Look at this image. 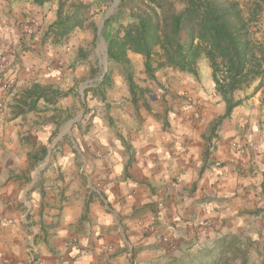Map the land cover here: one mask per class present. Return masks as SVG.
I'll list each match as a JSON object with an SVG mask.
<instances>
[{
    "label": "crops",
    "instance_id": "obj_1",
    "mask_svg": "<svg viewBox=\"0 0 264 264\" xmlns=\"http://www.w3.org/2000/svg\"><path fill=\"white\" fill-rule=\"evenodd\" d=\"M46 4L0 1V26L6 24L4 27L11 30L12 19L38 17ZM37 37L32 39L30 47L17 50L21 52L16 60L12 53L7 65L0 70V264H24L29 250L27 243L33 246L35 254L40 253L42 264L63 259L57 254L63 256L66 250L69 252L68 242L76 237L89 242L90 254L79 256L77 264H102L105 261L99 251L120 246L121 240L125 241L124 232L130 238H138L140 233L146 232L151 240L161 234L164 239L175 242L191 238H213V242L245 227L257 213L261 216L264 201L258 202L257 196L264 180V100L260 92L243 99L210 133V124L223 115L226 108L225 100L215 93L213 77L198 76L176 88L186 90L193 105L178 96L167 99V95L161 98L156 92L151 94L149 79L143 85L135 80L148 92L136 111L126 85L130 105L126 116L140 121L142 130L138 135L127 131L128 141L119 137L125 142L115 146H111L107 137L97 141V150L106 154V158L104 163H95L90 174L92 169L85 161L76 168L72 156L77 155L74 142L62 143L66 131L58 134L50 145L46 143L59 128L53 122H40V117H48L53 111L41 112L39 107L45 104L58 111L60 99L55 104L40 100L35 110L13 115L12 98H8L4 88L6 78L13 75L17 91L38 84V46H41ZM208 75L211 76L212 71ZM46 78L45 83L39 84L58 87L54 84V75ZM210 91L214 98L208 96ZM171 100L181 103L176 105L178 108L167 110ZM215 100L218 102L213 103ZM158 103L165 109L141 111L143 105L150 108ZM195 103L205 107L196 109ZM67 107V104L61 106L64 111ZM60 144L62 148L67 144L65 147L72 151L71 155L63 157L65 160L58 158L49 162V154L52 150L56 152ZM41 146L47 149V155L38 161ZM216 161L220 166L215 165ZM45 164L49 166L41 173L49 178H54L55 170L57 175L58 172L79 173L88 181L92 177L105 181L107 198L97 184L96 188L91 187L89 195L80 190L75 198L69 195L72 191L63 192L59 181L50 182L49 187L53 184V189L59 193L50 203L53 206L50 214L54 217L43 215L50 222L42 225L49 229L47 241L38 245V236L42 240L45 237L43 229L39 228L38 232L31 227L32 233L27 235L25 215L35 206L36 199L38 201V187L34 182L38 181V173ZM91 192L96 195L93 200L89 198ZM62 193L68 196L57 202ZM107 202H113L114 208ZM150 225L153 232L148 230ZM82 227L87 229L85 236L79 232Z\"/></svg>",
    "mask_w": 264,
    "mask_h": 264
},
{
    "label": "rangeland",
    "instance_id": "obj_2",
    "mask_svg": "<svg viewBox=\"0 0 264 264\" xmlns=\"http://www.w3.org/2000/svg\"><path fill=\"white\" fill-rule=\"evenodd\" d=\"M6 1V0H0ZM29 1V0H18ZM83 3L88 4L90 7L91 16L81 29H76L70 36L68 41L59 42L53 44H44L38 46V83H45L48 76L54 75L56 79L54 84L60 89L71 91V95L67 98H60L58 111L51 110L45 104H41L39 107L41 112L53 113L50 116L43 115L39 118L40 122H53L57 126L58 131L55 132L46 143L51 144L58 134L66 131V136L63 137L62 143H68L70 140L74 142L77 147V155L72 154L76 168L79 169L85 161L89 167H91L92 174L93 169L96 167L95 163L105 162L106 154L97 150L96 142L101 138L107 137L108 142L115 146L118 142L128 141L127 131L140 134L142 128L139 127L140 121L127 117L126 115L130 111V105L127 103V88L126 83L122 76L115 72L113 75V86L107 91V102L100 101L97 97H94L92 92L85 93L87 87L95 86L98 81L101 80L104 72V68L107 67L108 56L105 55L106 41L103 37V26L99 28L101 19L109 13L108 17H111V24L113 27H117L119 24H124L128 21L126 14L119 8V0H82ZM244 4L248 0H239ZM2 4V2H1ZM46 8L41 10V13L36 16H19L12 19L9 24L11 30L7 29L6 24L0 26V70L4 68L8 63L9 57L14 50H23L32 45V39L30 35H34L39 29H44L49 23H51L56 16L57 2L56 0L47 3ZM51 12V14H50ZM50 14V17L48 16ZM1 16V13H0ZM5 23V22H4ZM255 37L264 42V14L256 22ZM41 33L38 32V45ZM102 36V37H101ZM36 37V36H35ZM103 39V40H102ZM50 53V54H49ZM131 60L134 66L135 80L144 84L147 83L143 72L142 58L139 55L130 53ZM199 76L200 78H211L213 75H208L211 69L208 66L206 60L202 59L199 62ZM91 69L94 73H91ZM196 78L190 72H179L171 68H163L157 71L154 80H149L152 87L150 93L162 96H168L167 99L175 96L180 97L186 104H192L190 96L186 90H178L180 84L189 82L191 79ZM7 84H5V90L8 92L11 84H15L13 75H8ZM167 86H163V85ZM162 85V86H161ZM255 85V84H253ZM17 86L15 85V90ZM253 87V86H252ZM245 92L238 91L234 94V98L244 97L246 93H250L251 89ZM13 90V92L15 91ZM149 94V93H148ZM147 94V95H148ZM209 97L214 98L212 92L207 93ZM261 94V93H260ZM217 95V94H216ZM8 98H12L11 94H7ZM71 100V101H70ZM165 100V99H164ZM178 100V99H177ZM209 101V98L206 97ZM162 101V100H161ZM172 101V100H171ZM218 102L215 100L213 103ZM181 102L172 101L167 110H172L174 106ZM67 104L65 109L61 108L62 105ZM193 105V104H192ZM198 106L205 107L203 104H194L197 109ZM178 108V106H176ZM149 109L155 111H161L162 105L160 103L154 104L150 108L147 106H141V111L145 112ZM165 109V108H164ZM163 109V110H164ZM202 109V108H201ZM64 111V112H62ZM75 120L74 122L71 121ZM166 123L163 122L162 126L165 127ZM88 128V129H87ZM87 129V130H86ZM68 136V137H67ZM125 139H119L122 137ZM66 137V138H65ZM64 144H60L59 149L56 152L51 151L48 156V161L58 160V158H67V154L71 155L72 151L67 149ZM65 148V149H64ZM65 160V158L63 159ZM43 162V161H42ZM41 162V163H42ZM49 165H43V169L38 173V181L34 182L38 187V201L36 199L35 206L31 207L25 215L28 220V232L27 235L32 233L31 227H35L36 230L41 228L44 232V239L42 240L38 233V245L42 242H46V233L48 228H42V225H49L50 222L44 218L54 217L50 214L53 206L50 205L54 198L58 196V191L53 189V184L49 187V183L52 181H59L61 188L64 191H72L71 194L75 198L79 194V191H86V195H89L91 187L96 188V184L100 185L99 189L102 192L103 197L106 191L105 181H99V179L90 178L88 181L86 177H83L79 173L64 174L54 170V178L42 175L41 172L48 168ZM59 168V167H58ZM86 170V166L84 168ZM88 170V168H87ZM87 174V175H90ZM31 179L30 176H28ZM28 181L27 184H29ZM193 188V186H192ZM264 192L261 189L258 193ZM259 195V194H258ZM68 194L62 193L57 199V202L63 201ZM96 195L91 192L89 198L93 200ZM98 196V195H97ZM257 196V195H256ZM258 201V200H257ZM259 202V201H258ZM110 208H114V203L107 202ZM264 205V204H262ZM62 208V207H61ZM26 208H24L25 210ZM143 215V212L141 213ZM57 222V221H56ZM58 223V222H57ZM41 225V226H40ZM248 225V226H247ZM245 227L238 229L236 232L229 235L234 237V252H226L225 255L233 257L231 264H238L245 256L246 264H264V217L261 214L254 216L251 221L247 223ZM149 227H152L150 225ZM154 231V230H153ZM152 231V232H153ZM39 232V230H38ZM80 234H87V229L83 227L79 230ZM148 232V233H152ZM138 238H130L128 234L124 232L125 241L121 240L120 246L112 248V250L102 249L99 251V256L104 258L105 262L109 264H178L186 261L188 256L192 255L196 251L203 250L213 245V238L207 240H199L198 238H191L184 242H175L173 240L164 239V235L155 236V240H151L146 232L140 233ZM85 238V237H84ZM87 240H80L76 237L68 242L67 247H70L69 252L66 250L62 256L57 254L58 257L63 259H53L48 264H77V259L80 256L90 255L89 247L86 243ZM130 244V246L128 244ZM37 244L34 243L36 247ZM28 255L24 264H42L40 260V253L35 254L33 246L27 243ZM237 249H241L242 253L237 252ZM33 257V258H32ZM66 257V258H64ZM79 258V259H81ZM177 261V262H176Z\"/></svg>",
    "mask_w": 264,
    "mask_h": 264
},
{
    "label": "trees",
    "instance_id": "obj_3",
    "mask_svg": "<svg viewBox=\"0 0 264 264\" xmlns=\"http://www.w3.org/2000/svg\"><path fill=\"white\" fill-rule=\"evenodd\" d=\"M29 1L42 6L55 0ZM56 2L55 19L30 35L32 39L41 33L40 46L68 41L91 16L89 5L82 0ZM119 8L128 21L113 27L111 17L105 19L106 71L95 86L85 89V93L92 92L104 102L107 91L113 86V75L118 72L137 111L148 90L135 82L134 66L129 57L133 53L141 56L143 72L149 80L155 79L157 71L166 67L190 72L198 78L199 62L206 60L215 81V93L226 102L223 115L210 124V133L249 95L260 92L264 100V42L255 37L254 31L256 22L264 14V0H248L244 4L239 0H119ZM20 52H13L15 60ZM91 73H94L92 69ZM251 87L249 94L234 98L236 92H245ZM13 90L15 84H11L8 91L12 95L10 107L14 116L35 110L40 100L55 104L71 94L70 90L39 83L20 91ZM46 155L47 149L41 146L38 161ZM261 188L264 190V180ZM234 241L229 234L221 236L212 246L196 251L178 264H231L233 257L225 254L234 252ZM236 250L242 253L241 249ZM238 264H246L244 255Z\"/></svg>",
    "mask_w": 264,
    "mask_h": 264
},
{
    "label": "built area",
    "instance_id": "obj_4",
    "mask_svg": "<svg viewBox=\"0 0 264 264\" xmlns=\"http://www.w3.org/2000/svg\"><path fill=\"white\" fill-rule=\"evenodd\" d=\"M220 162L219 161H216L215 162V165L216 166H220ZM257 200L259 201V202H263L264 201V192H261V193H259V195L257 196ZM262 215H263V217H264V210H262V213H261ZM148 230H150V231H152L151 230V227H148Z\"/></svg>",
    "mask_w": 264,
    "mask_h": 264
},
{
    "label": "water",
    "instance_id": "obj_5",
    "mask_svg": "<svg viewBox=\"0 0 264 264\" xmlns=\"http://www.w3.org/2000/svg\"><path fill=\"white\" fill-rule=\"evenodd\" d=\"M108 15H109V13H107V14L101 19L100 24H99V28H101V27L103 26L105 19L108 18ZM101 37H102V36H101ZM102 40H103V39H102ZM105 51H107L106 44H105ZM105 55H107V52L105 53ZM105 71H106V67L104 68V72H105ZM104 72H103V73H104ZM71 123H72V121H71Z\"/></svg>",
    "mask_w": 264,
    "mask_h": 264
}]
</instances>
